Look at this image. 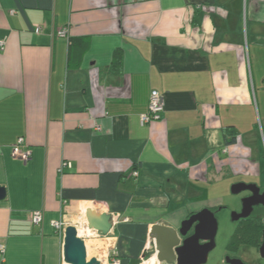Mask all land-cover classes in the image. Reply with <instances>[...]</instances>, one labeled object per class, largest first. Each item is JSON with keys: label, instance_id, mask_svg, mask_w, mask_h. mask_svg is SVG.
Returning <instances> with one entry per match:
<instances>
[{"label": "crops", "instance_id": "crops-1", "mask_svg": "<svg viewBox=\"0 0 264 264\" xmlns=\"http://www.w3.org/2000/svg\"><path fill=\"white\" fill-rule=\"evenodd\" d=\"M0 41V264H64L50 223L88 208L118 218L96 258L139 264L153 225L228 208L234 184L264 192V0H0ZM153 91L161 118L141 125Z\"/></svg>", "mask_w": 264, "mask_h": 264}, {"label": "water", "instance_id": "water-1", "mask_svg": "<svg viewBox=\"0 0 264 264\" xmlns=\"http://www.w3.org/2000/svg\"><path fill=\"white\" fill-rule=\"evenodd\" d=\"M249 192V196L241 200L240 212L231 214V221L238 222L249 218L256 207L264 208V192L254 184H234L231 194L238 195ZM4 190L0 188V199ZM84 218L87 228L107 237L112 229L111 216L98 209L88 208ZM264 226V218L262 219ZM217 221L209 209H203L185 219L178 230L164 224H155L148 234L149 247L153 251L158 264H205L208 254L215 248ZM259 256L264 259V228ZM62 258L65 264H103L97 258H88L84 240L78 235L73 225H68L63 232ZM225 264H243L237 258L226 257Z\"/></svg>", "mask_w": 264, "mask_h": 264}, {"label": "built area", "instance_id": "built-area-1", "mask_svg": "<svg viewBox=\"0 0 264 264\" xmlns=\"http://www.w3.org/2000/svg\"><path fill=\"white\" fill-rule=\"evenodd\" d=\"M40 30H41L40 26H37V25L33 26V31L35 34H38L40 32ZM58 36H62V37L65 36V31L59 32ZM2 48H3V42L0 41V49H2ZM163 109H164L163 97L155 91L151 92L150 96H149V103H148L147 112L140 117V124L145 125V124H148L150 122H154V121L159 120L161 118V114L163 112ZM11 152H12L11 153L12 157L14 159L19 160L23 163H26L30 158V151H29V149L26 145V142L23 138L17 139L16 143L12 146ZM133 176H136V173H134ZM28 221L32 226H39V225H41V223L43 221V214L40 211L32 212L29 214ZM84 221H85V219H84ZM117 223H118V218L111 216V226H114ZM67 224L68 223L64 219L52 221L50 223L53 230L55 232L59 233L60 235L63 234L64 229L66 228ZM84 227L86 229H88L86 221H85ZM75 228L77 229V227H75ZM90 231L92 232V235L90 236V238L102 237L98 232L92 231V230H90ZM149 251L150 250H147L145 252L143 258L145 257L147 259L149 256H154L153 252L150 254ZM3 253H4V246L0 245V254L2 255ZM146 255H148V257H146ZM107 257H108L107 258L108 264H119L118 251H117L116 247L110 248L109 254ZM97 259H99V258H97Z\"/></svg>", "mask_w": 264, "mask_h": 264}, {"label": "rangeland", "instance_id": "rangeland-1", "mask_svg": "<svg viewBox=\"0 0 264 264\" xmlns=\"http://www.w3.org/2000/svg\"><path fill=\"white\" fill-rule=\"evenodd\" d=\"M254 124L257 126V130L258 132L259 130V118L257 116V112L255 114V119L253 120ZM261 147L263 149L264 152V144H263V140H261ZM246 192H241L238 195H232V194H228V197L225 198V202L229 205L228 208H224L222 210H212L215 213V218L217 221V233L215 236V248L208 254L207 257V261L205 264H224L225 263V259L226 257L230 256L231 254H229V252L226 250L227 249V245L229 243V240L236 228V224L237 222H232L231 221V214L232 213H237V211L239 212V208H240V204H241V199L243 197V195H245ZM213 197V196H212ZM264 208L262 207H256L254 209L253 215H256L258 211L263 210ZM252 215V216H253ZM72 224L75 225V227H80L78 221H76V219H72ZM71 225V224H67ZM79 229V228H78ZM77 229V230H78ZM77 233L79 234V236L85 241L86 245H87V254H88V258H96L98 257L99 253H97V251L93 250V246L95 245H100V243L98 242H92L90 241L91 238L84 235L81 230H79V232L77 231ZM98 245V246H99ZM101 246V245H100ZM243 248H241L239 252H234L235 256L241 257L242 256V251ZM146 258L144 257L142 259L145 260ZM118 261L120 264V259L118 257ZM140 261V263L142 262ZM139 263V264H140Z\"/></svg>", "mask_w": 264, "mask_h": 264}, {"label": "trees", "instance_id": "trees-1", "mask_svg": "<svg viewBox=\"0 0 264 264\" xmlns=\"http://www.w3.org/2000/svg\"><path fill=\"white\" fill-rule=\"evenodd\" d=\"M69 47L72 48L73 46L79 47V44L82 40L80 39H68ZM120 63H121V55L119 52H116L113 56V60L110 67V72L112 73H119L120 72ZM150 96V95H149ZM149 103V100H148ZM148 109V106H147ZM228 135L225 133L226 137H229V140H226V144H232L236 140V132L231 129H227ZM215 214V212H214ZM253 215V214H252ZM250 216L246 219H241L237 222L236 228L229 240L227 245V251L229 253L236 252L239 247L241 246H254L256 248L260 247L261 238H262V231H263V222L260 217L257 216ZM148 257V255H146Z\"/></svg>", "mask_w": 264, "mask_h": 264}, {"label": "bare ground", "instance_id": "bare-ground-1", "mask_svg": "<svg viewBox=\"0 0 264 264\" xmlns=\"http://www.w3.org/2000/svg\"><path fill=\"white\" fill-rule=\"evenodd\" d=\"M76 221H78V223H79V226L80 227H78L77 229H78V232H79V230H81V232L84 234V235H86V236H91L92 235V232L90 231V230H88V229H86L84 226H85V222L82 220V219H78V220H76ZM79 235V234H78ZM86 249H87V247H86ZM87 256H88V254H87ZM148 264H157L155 261H151V262H149Z\"/></svg>", "mask_w": 264, "mask_h": 264}, {"label": "flooded vegetation", "instance_id": "flooded-vegetation-1", "mask_svg": "<svg viewBox=\"0 0 264 264\" xmlns=\"http://www.w3.org/2000/svg\"><path fill=\"white\" fill-rule=\"evenodd\" d=\"M248 196H249V194H248ZM153 252V251H152Z\"/></svg>", "mask_w": 264, "mask_h": 264}]
</instances>
